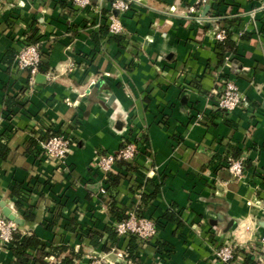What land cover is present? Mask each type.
Listing matches in <instances>:
<instances>
[{
	"label": "crops",
	"instance_id": "crops-1",
	"mask_svg": "<svg viewBox=\"0 0 264 264\" xmlns=\"http://www.w3.org/2000/svg\"><path fill=\"white\" fill-rule=\"evenodd\" d=\"M114 1L0 0V133L10 148L0 158V213L52 246L125 249L129 237L113 243L105 228L145 192L142 211L158 233L140 245L144 264H264V0H218L191 16L196 0H140L115 10L124 34L108 29ZM223 28L236 49L221 61ZM25 43L40 46L44 83L17 68ZM223 78L246 97L234 110L217 104ZM56 133L71 138L63 164L41 148ZM137 139L134 168L119 166V184L102 194L96 156ZM236 149L241 177L228 169ZM27 205L34 220L23 217ZM91 230L104 234L101 247L90 245ZM228 240L237 256L223 263L214 253ZM87 254L79 264H90ZM0 264H19L9 245L0 244Z\"/></svg>",
	"mask_w": 264,
	"mask_h": 264
},
{
	"label": "built area",
	"instance_id": "built-area-1",
	"mask_svg": "<svg viewBox=\"0 0 264 264\" xmlns=\"http://www.w3.org/2000/svg\"><path fill=\"white\" fill-rule=\"evenodd\" d=\"M140 0H115L112 3V12L109 15L108 29L112 34H124L125 28L119 17L115 13L124 12L130 9L133 2ZM214 0H196L195 5L189 8V15H194L198 8L212 4ZM73 5L78 8H87L92 5L93 0H72ZM197 20H201L200 16H195ZM227 36L226 29H219L215 39L217 41L225 40ZM42 56L40 46L33 43H25L17 56V68L22 71H27L30 74L32 85L35 84L34 80L37 74L41 73ZM220 90L218 91V106L226 110H234L246 101V97L240 90L239 86L232 80L225 79L221 81ZM71 147V138L65 134L52 135L47 140L41 142L43 154L50 159L56 160L60 163H65ZM141 142L140 140H133L124 142L121 148L116 152H102L96 156V166L103 174V180L100 191L102 194L108 193L110 175L118 173L119 163H134L136 157L140 153ZM228 169L235 177L243 176L245 172V164L242 159H237L228 163ZM143 201L142 197L138 203L128 211L127 219L119 220L116 224V230L119 236L136 235L140 241L152 240L158 233L157 223L144 215L142 211ZM19 230V223L11 218L4 216L0 213V244L9 245L14 239V233ZM259 249L261 254L264 255V233L259 236ZM116 252L110 264H123L119 263L120 260L125 258V250L113 246L111 251L106 254ZM96 253V251H94ZM237 254V246L234 242L228 240L218 247L214 253L215 258L223 263H230L235 259ZM118 259L119 261H117ZM98 264L100 261L97 262ZM96 262L94 264H97ZM129 264H132L129 262Z\"/></svg>",
	"mask_w": 264,
	"mask_h": 264
},
{
	"label": "trees",
	"instance_id": "trees-1",
	"mask_svg": "<svg viewBox=\"0 0 264 264\" xmlns=\"http://www.w3.org/2000/svg\"><path fill=\"white\" fill-rule=\"evenodd\" d=\"M218 0H214L212 2L213 8L215 7V4ZM218 48L220 49L219 56L221 58V61H224L226 54L228 52H234L236 49V42L232 38L231 32L227 31V36L225 40L218 41ZM57 134V133H56ZM60 134V133H58ZM50 138L42 136V141L47 140ZM37 143L36 139H32L30 142V146ZM10 148L8 146V140L7 136H5V132L0 133V158L6 159L9 155ZM243 157V151L240 149H236L235 152H233L232 155L227 157V162H231L237 159H242ZM244 161V160H243ZM245 164V161H244ZM121 167H125L127 170H132L134 167L131 163H125L121 162L119 163ZM120 181V174L115 173L110 175V187H116L119 184ZM149 181V179H148ZM20 194L19 189H14L13 196L18 197ZM108 194V193H107ZM105 194V195H107ZM142 201L143 204L147 203L148 195L143 192L142 193ZM111 199V198H110ZM17 205L20 208H24L25 204L21 201H17ZM111 205V211L114 213H117L115 210V200H110ZM174 211H167L166 218L174 219ZM23 217L26 220H34L35 214L32 211V208L30 205H27V207L24 210ZM128 212L123 214V216L119 219H127ZM105 232L108 234V240L112 241L113 243H116L120 236L116 230V226H108L105 228ZM128 244L126 246L125 250V258L123 260H118L119 263L123 264H129L131 262L132 264H144V261L141 259V257L138 255V250L140 248V245H144L145 243L150 242V240H142L140 241L139 238L136 235H129ZM88 238L90 239V245L93 248H99L102 245V240L104 239V234L101 232H98L97 230H91L89 233ZM10 249L16 258V261L19 264H29L32 259H35V261H40L42 264H79L80 261L84 258V256L87 254L85 252V249L83 247H80L78 250L75 248L69 246V245H57L52 246L41 240L35 233L31 235H22L19 231H16L14 233V239L10 244ZM32 250H35L36 253H32ZM102 250L106 253L110 252V247H108L107 244H104L102 246ZM237 256V255H236ZM235 256V258H236ZM52 257L55 259V262L50 263L46 259ZM248 261V260H247ZM251 264H255V262H251Z\"/></svg>",
	"mask_w": 264,
	"mask_h": 264
},
{
	"label": "rangeland",
	"instance_id": "rangeland-1",
	"mask_svg": "<svg viewBox=\"0 0 264 264\" xmlns=\"http://www.w3.org/2000/svg\"><path fill=\"white\" fill-rule=\"evenodd\" d=\"M87 255H89L88 257L90 259V264H94L95 262L97 263L98 261H100L102 264H110V262L117 256L116 252L106 254L100 251H97L96 253L91 251Z\"/></svg>",
	"mask_w": 264,
	"mask_h": 264
},
{
	"label": "water",
	"instance_id": "water-1",
	"mask_svg": "<svg viewBox=\"0 0 264 264\" xmlns=\"http://www.w3.org/2000/svg\"><path fill=\"white\" fill-rule=\"evenodd\" d=\"M210 8H211V5H210V4L206 5V7H205L206 14H207L208 11L210 10ZM36 80H37V82H39V83H44V82L46 81V76H45V74H43V73H39V74H37V76H36Z\"/></svg>",
	"mask_w": 264,
	"mask_h": 264
}]
</instances>
